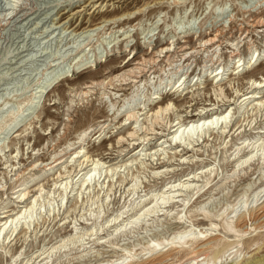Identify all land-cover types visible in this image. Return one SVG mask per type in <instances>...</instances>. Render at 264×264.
<instances>
[{"label":"rangeland","instance_id":"obj_1","mask_svg":"<svg viewBox=\"0 0 264 264\" xmlns=\"http://www.w3.org/2000/svg\"><path fill=\"white\" fill-rule=\"evenodd\" d=\"M15 1L0 0L1 207L13 206L14 198L11 199L13 188L28 175L37 173L36 169L30 170L33 161L39 158L40 161L46 162L54 154H62L67 144L87 127H95L104 122L108 126L101 139L87 136L83 145L84 150L107 164L119 162L121 159V162H126V157L123 159V156L128 155L132 143L117 144L116 138L118 134L125 135V129L132 125L126 123L121 130H118L117 122L121 117L112 118V113L122 105L120 101L123 96L130 94L131 84H128V81L132 78L137 77L136 80L141 81L137 102L142 108L148 105L143 104L142 101L155 92L154 87L160 84L159 89L163 88L165 80L167 81V77L171 75V83H173L181 75L186 74L184 77L186 82L181 86L183 88L188 86V82L198 79L196 75H203L204 66L206 68L211 66L208 68L209 74L210 70L218 67V64L228 62L226 68L232 72L231 54H239L236 59L247 62L251 53H262L264 50V0H187L185 4H177V6L163 3L168 0H94L95 3L92 2L93 0ZM19 3L30 14L28 22L16 21L15 24L11 23L7 26L9 13L7 10L17 7ZM70 8L72 12L83 10L80 17L76 16L73 19L72 26L79 21L81 24L86 22L94 11L92 17L90 16L91 20L93 24L101 23L102 27L94 32L82 34H78L79 30L75 36L67 35L68 32L64 33L62 29L53 31L54 26L56 27L53 24L58 20H64L66 16L58 19L57 11ZM137 9L143 10L132 14ZM122 16L127 18L123 20ZM103 20L107 22L102 24ZM209 35L216 36L215 41L210 46H202L200 39L203 40ZM171 42L174 44L171 46V52L163 57L164 53H159L161 48ZM181 47L188 48L185 58L180 56ZM105 55H108L106 60L97 63L96 69L75 74L73 78L64 79L52 89H47L41 97L43 100L37 99V107L35 106L34 111L28 110V100L35 90L38 91L37 86H42L50 80L49 77L58 70L68 69L72 64L71 59L93 61ZM132 56L133 59L123 68L122 66ZM57 58L60 61L58 65H56ZM50 66L54 67L50 68ZM135 67H141L140 75L136 73ZM129 69H133L134 73L129 74ZM114 76L117 78L113 79ZM249 77L257 80L264 77L262 58L257 60L251 70L242 72L238 78H226L221 82L226 98L235 96L236 92L233 90H239L241 94L246 92L249 87L247 84ZM101 80H105L103 86L91 84L100 83ZM228 80L232 85H227ZM193 82L190 84L191 87ZM143 83L146 85L143 86ZM211 84L210 78H199L192 88L185 87L186 92L195 89L194 95L190 93L184 98L183 94H178L174 96L175 98L166 93L165 96L162 95L160 101L171 100L176 106L175 111L160 117L158 125L156 123L152 125L157 135L149 136L148 138H151L149 143L145 141L147 145H143L144 151L137 156L138 162L128 163L126 169L123 166L119 170L121 172L114 175L107 174L104 181L102 173L99 180L96 176L87 188L86 186L80 188V183L74 184L73 181V184L66 189L67 192L64 191L61 195L59 191L51 189L52 176L42 178L40 184L43 183L44 191L50 190V194L47 196L44 193L40 198L39 206L33 212L32 223L17 225L18 229L16 228L15 233L20 230L21 225L23 228L11 243L8 244L7 241L4 242L5 244L2 243L0 236V264L12 262V264H51V262L52 264H97L108 260L115 261L127 249L137 250L136 252L139 253L151 239V241L162 238L166 240L174 237L177 232L180 233L183 229L191 230L194 226L198 227L197 231L199 228L207 229L208 222L200 214L204 213L214 220L219 213H224L223 215L226 216L231 206L240 213L245 210L246 205L251 206L258 191L264 189V146L260 145H264V106L254 110V107L245 105L231 119L229 126L234 125V127L228 135L225 133L216 137L218 128L214 131V135L210 136L212 139L204 135L208 144L203 143L195 147L197 151L189 153V160L183 163L179 162L178 157H173V150L168 144L154 156H148L149 150L158 145V139L167 134L166 125L176 124L180 120L195 119L189 116L198 108L215 103L220 105L219 101L225 100L224 95L215 96ZM86 85H91L93 88L86 90L84 89ZM202 86L206 87L198 89ZM81 91H89V94L81 95ZM156 105L157 102L149 103L144 110V113H148L147 117L150 114L149 109H153ZM144 116H141L139 123L133 124V127L140 128L142 124L150 127V118L142 121ZM11 119L19 122L16 125L18 129H15L20 134L18 136L9 133L8 128L12 126ZM236 129L237 131L234 132ZM245 144L247 147H242ZM250 151L254 159L244 167L241 162L238 166L236 161H242L243 156ZM67 161L68 168L73 170L79 168L75 159L69 158ZM119 164L122 163H117ZM202 167L205 170L211 167L213 170L211 178L215 177V179L210 183L209 188H203L191 199L189 197L192 190L177 191L173 195V203L160 205L159 200L155 213L143 216L138 225L128 224V221H132L131 217L134 213L137 214L143 206L141 199H148L151 196L158 199L168 184L169 186L178 185L179 182L183 184L186 182V177L196 174L193 185H203L205 174H198ZM157 168H160L161 172L154 175V172L158 171ZM105 170L104 168L102 171ZM134 184L135 191L129 193L128 188ZM66 196L68 199L65 198ZM181 200H185L187 204L181 212L182 221L177 223L175 217L180 212ZM233 215L231 214L230 217ZM117 217L121 221H114ZM24 228L27 229L24 231ZM71 234L74 242L68 244L60 253L54 252L53 254H56L51 256L52 261L51 257L47 259V263L36 259L39 254L43 253V256L50 254V248L58 246L61 240ZM100 237L104 243L98 242ZM15 254H17L16 258L12 259ZM145 257L139 254L138 260ZM254 257L257 259L264 257V251Z\"/></svg>","mask_w":264,"mask_h":264},{"label":"bare ground","instance_id":"obj_2","mask_svg":"<svg viewBox=\"0 0 264 264\" xmlns=\"http://www.w3.org/2000/svg\"><path fill=\"white\" fill-rule=\"evenodd\" d=\"M16 1H18V0H16ZM96 1L93 0L92 2L95 3ZM186 1L187 0H168V1H165L163 3L175 4L177 6V4L178 5L183 4V3L185 4ZM144 3H145V1H144ZM16 6L17 7H15V8L7 10V11H9L8 18H7L8 23L6 24L7 26L10 25L11 23L16 22V21H18V22H21V21L24 22L25 20L27 21L28 17L30 16V14H28V12H27V9L23 6H21L20 3ZM10 7H11V5H10ZM97 8H99V6ZM102 8H103V6H102ZM92 9H94V8H92ZM92 9H91V12H92ZM142 10L143 9H137L132 14H136L137 11H142ZM82 11L83 10L80 9V10H77L75 12H72V8H70L68 10L59 9L57 11L58 19H61V17L64 15H66V16H64V20H62V21L58 20L53 24V25H56V27L54 26L53 31H55L56 29H58V30L62 29L64 33L68 32L67 35H74L75 36L77 31H79V30H80V32L78 34H82V33H87V32H94V31H96L102 27L101 23L93 24V21L91 20V17H92L91 14H93L94 11L90 14L91 17L88 15L89 18H87L86 22H83V24H81V22L79 21V23L72 26L71 23H72L73 19H75L76 16L80 17V15H82L81 14ZM85 14H87V13H85ZM129 16H131V13L129 14ZM82 18L83 17H81V20H82ZM125 18H127V17H125ZM125 18L123 17V20ZM105 22H107V20H103L102 24ZM57 36H59V33ZM77 37H78V35H77ZM215 37L216 36L213 37V36L209 35L207 38H205L203 40L200 39L201 40L200 44H202V46H206V45L210 46L215 41ZM181 42H183V41H181ZM172 45H174L172 42L169 43L164 48H161L159 53L161 54L163 52L164 53L163 57H165V55L167 53L171 52V46ZM214 46L215 45H213V47ZM186 50H188V48L181 47V49H180V51L182 52V54L180 55L181 57L185 58L184 56L187 54ZM71 52H72V50H71ZM214 52H216V50H214ZM107 56L108 55H105L104 57L100 56V58L98 60L96 58L95 59L93 58L94 59L93 61L71 59L72 64L70 63L71 65L68 69L58 70L57 73H55L51 77H49V78H51L50 80L46 81V83L42 84V86H37L38 91L35 90V92L30 95V98L28 100L29 101L28 110L34 111L36 103L38 102L37 99L40 100V98L47 91V89H49V88L52 89L54 86H56L59 82L63 81L64 79L73 78L75 74L81 73V72L86 71V70L96 69V64L104 62L106 60ZM238 56H239V54H236V53L230 55V64H233L232 72H229L228 69L226 68L228 62H223L222 65L220 64L221 66L218 64L217 68L210 70L209 74L207 72H208V68L211 67L210 65L207 68L204 66L205 69L202 71L203 75H201V76H200V74L196 75L198 77V79L199 78H207V79L210 78L211 83H212L211 89L214 92L216 97H220V96L224 95V93H223L224 89H223L222 84H221V82L224 79H226V78L231 79V78H236V77L238 78V76L242 72L251 70L253 68V66L257 63V60L259 58H262V61H264V50L262 51V53H257V52H256V54H255V52L251 53V56L247 62H244L242 59H236ZM133 57L134 56H132V58L130 60H128L122 67L123 68L126 67V65L133 59ZM62 58H64V57H62ZM79 58H80V56H79ZM211 59H212V57H211ZM235 59H236V61H235ZM58 62H60L59 58H57V64L56 65L59 64ZM136 64H138V63H136ZM54 66H55V64H54ZM54 66H50V68L54 67ZM48 68H49V66H48ZM134 69H136L137 70L136 73L139 74L141 67H135ZM128 72H129V74L134 73L133 69H129ZM177 72H179V71H177ZM228 72H229V74H228ZM224 75H226V76H224ZM171 76L167 77V81L165 80V86H163V88L160 87L161 89H159L160 84L158 86H155L154 87V88H156L155 92L150 94L145 100L142 101L143 104L147 103L148 105H149V103L151 104L152 102H157L156 107H154L153 109H149V111H150L149 117H147L148 116L147 112L144 113V110L148 107V105L146 107L143 106L142 108H140V104L137 102V100H139V99H137V95L139 94V90L141 88L140 87L141 81H137L136 80L137 77H134V78H132L131 81H128V84H131V92H130V94L123 96L122 100L120 101V102H122V105L120 106V108L116 109V111H114L112 113V118L121 117V120H118V122H117L118 130H121L126 125V123H128V125H130V126L132 125V127L128 128L127 130L125 129V131H126L125 135L118 134L117 138H116L117 144L127 142L128 145H130V143H132L131 144L132 148L127 153L128 155L123 156V159L126 157V162H121L122 161V159H121L119 162L107 164L105 161H102L99 158L92 157V155L89 153V151L84 150L83 145H84V141L86 140V138H88L87 136L90 135V136H94L95 139H99V138L101 139V135L103 134L105 128L108 127V126H106L105 122L102 124H97L95 127L90 126V127H87L86 129H84L82 132H80L77 135V137L74 140H72L71 142H69L67 144V146L62 150L63 151L62 154H59V153L54 154L52 156V158H50L46 162L40 161L39 158H37L35 161H33L32 164L30 165V170L36 169L37 173H34V174L32 173L31 175H28V177L22 179L21 182L13 188V190H12L13 192L11 193V195H13L11 197V199L14 198L13 206L1 207V201H0V210H2V212H0V236L2 237V243L7 241V243L9 244L19 235V231L23 227L21 225L20 230L17 233H15L18 224H20V223L21 224H25V223L29 224V223L33 222L32 221L33 212H35L37 210L36 207L39 206L40 198L43 196L44 193L47 196L50 194V192H49L50 190H48V192H45L44 191L45 190L44 184L43 183L40 184V181L42 180V178L52 176V179H50L52 182V184H51L52 188L51 189L53 191H59V193L61 195V194H64V191L67 192L66 189H68L69 185L73 184V181H74V184H76L77 182L80 183L79 184L80 188H82L83 186H86V188H87L88 185L90 184V181L91 180L94 181L96 176H98L97 178L99 180L100 176L103 173L104 174L103 181H104L107 178V174L112 173V175H114V173L121 172L119 170L123 166L126 169L128 163L138 162L137 156L142 151H144V146L147 145V143H149L151 141V138H148V137L153 136V135L154 136L157 135V133H155V128H152L153 127L152 125L155 123L158 125L159 121H160V117L162 118L163 115H166L170 111H175L174 109L176 108V106H175L174 102H172L169 99L166 102L160 101V100H162V95H164L166 93V94H170V95H172V97H174V96H177L178 94H181V95L183 94L184 95L183 98H184L186 95H188L190 93L193 94L195 91V89L187 91V92L185 91V89L188 88L193 81L188 82V86H185L186 88L185 87L181 88V86L184 85V82H186L185 81L186 78H184L186 76V74H184L183 76L181 75L176 80L174 79L175 81L173 83H171V79H172ZM116 78H117V76H114L113 79H116ZM113 79H111V80H113ZM198 79L194 80L192 87L196 85V83L198 82ZM229 81L230 80L227 81L228 86L232 85V84H230L231 81L230 82ZM159 82H163V81H159ZM103 83H105V80H101L100 83L92 82L91 84H94V85L101 84L102 85ZM247 84L249 87L247 88L246 92L241 94V92H239V90L238 91L233 90V92H236L235 96H232L231 98H226V96L224 95L225 100L223 99L222 101H219V102H221L220 105L217 103L211 104V105L209 104V105H207V107H201V108H198L197 110H195V112L193 114H190V116H189V117H192L195 119L188 120V121H181L180 119H178L180 121H177V123L175 121L176 124L170 123L168 126L166 125L167 134L162 135L158 139V145H155V147H153L152 149L149 150L148 156L149 157L154 156L155 153H157L161 149L163 150L162 147L164 145L168 144V146L171 147L170 149L173 150V153H172L173 157H178L179 162L181 161V163H183L189 158V156H188L189 153H191V152L193 153V152L197 151V148L195 149V147H198L199 145L206 143L208 141V140H205L204 135H206V136L208 135V137L213 136L214 131L217 128L219 129V131L216 132V134H215L216 137L219 136V134L224 135L226 133V135H228L231 132L232 128L234 127V125L229 126L231 119L245 105H250V106L254 107L253 108L254 110L262 108V106H264V90H263L264 89V77H262V78L260 77V79H258V80L257 79H251V77H249ZM145 85L146 84L143 83V86H145ZM167 87H168V89L166 90ZM192 87L190 86V88H192ZM205 87L206 86H202V87H199L198 89L205 88ZM87 88H93V87L91 85H86L84 87V89L87 90ZM234 88H231V90ZM88 92L89 91H84V92L81 91L80 94L81 95H87ZM158 101H160V102H158ZM250 106H248V107H250ZM27 115H29V114L27 113ZM143 115H145V116L143 117L142 121L147 120V118H150L149 119L150 120V127H145V126H143V124L141 125L140 128H138V126L133 127V124L137 125L139 123V118ZM29 116H31V115H29ZM122 118H123V120H122ZM175 119H177V118H175ZM140 121H141V119H140ZM18 123H19L18 121L16 122V120L11 119L10 124L12 126H11V128H8V130L10 129V131H9L10 135H15V136L20 135V134H18V131L15 130L17 128L16 125ZM236 131H237V129L234 132H236ZM91 133H92V135H91ZM258 133L263 134L262 132H257V134ZM194 137H196V138L194 139ZM145 141H148V142L145 143ZM206 144H208V143H206ZM260 145H261V147L264 146L263 144H260ZM142 146H143V148H142ZM243 146L245 147L246 144L242 145V147ZM250 148H251V146H250ZM254 149H255V147H254ZM32 150L34 151V149H32ZM243 151H244V149H243ZM252 151H253V149H252ZM252 151H250L246 155H244L242 161H236L237 165L241 162L240 164L243 165V167H244L245 164L250 163L254 159ZM36 154L37 153H35V155ZM239 154H241V153H239ZM120 155H121V153H120ZM120 155H118V156H120ZM233 156H231V157H233ZM69 158L75 159V162H77V164H78L77 167H79V168H77L75 170L68 168L69 163H68L67 159H69ZM117 163H122V164L117 165ZM238 166H240V165H238ZM62 167H63V171H61ZM104 168L106 170L103 172L102 170ZM161 168H164V167L161 166ZM236 168H238V167L236 166L235 169ZM203 169L204 168L202 167L200 169L201 172L198 173V174H201V173L205 174L203 185H195V184L193 185L194 179L196 178V174H193V176L186 177L185 178L186 182L183 184H180L181 182H179L178 185L169 186V184H168V186H165L163 191L160 193L161 194L160 197L159 196H158L159 198L157 197L158 199H156L155 196H151L148 199H146V198L141 199L140 202L143 203V206L140 208V211L137 212V214L134 213V215L131 217L132 221H130V222L128 221V224L130 223L132 225H138L139 221L141 220V218L143 216H146L148 214H153L156 212L155 210L157 207V202L159 200H160V203H159L160 205H164V204H167L169 202H172V198L174 197L173 195L177 191H181L182 189L184 191H186V190L191 191L192 190V193L189 197V199H191L193 196L200 193L203 188H205V187L209 188L210 183L215 179V177H213V179L211 178L213 175V170H211V167L209 169L206 168V170L205 169L203 170ZM57 170H59V171H57ZM156 170H158V171H155L154 175H157L161 172L160 168H157ZM53 171L55 173L54 176L52 175ZM234 172H236V171L234 170ZM108 183H109V181H108ZM134 187H135V184L131 185L128 188V192L129 193L134 192L135 191ZM170 193H173V194L170 195ZM178 197H180V195ZM65 198L68 199L67 196ZM129 200H131V199H129ZM147 200H148V202H146ZM254 200H253L254 202H252L253 204H250L251 206L246 205L245 210L242 211L241 213L238 212L237 209H234V206H231V210L229 213L226 214V216L223 215L224 213H219L215 216L214 220L210 219V217L204 213L202 215L200 214V216H203V219L206 222H208L209 227L207 229L203 230V229L199 228V230L197 231L198 227L194 226L191 230L183 229L182 232H180V233L177 232V234H175L174 237L166 239V240H162L163 239L162 238L159 240L157 239V240L151 241L152 240L151 239L150 243L146 244L143 248H141L139 253L136 252L137 250L133 251V250L127 249V251H125L124 253L122 252L123 254L118 259H116L115 261L114 260H108L106 262H99L97 264H264V257H261L258 259L254 257L255 255L259 254L260 252L264 251V189L258 191V194ZM246 202H244V204ZM186 204L187 203L185 200H181V204L179 205L180 212L175 217L177 223L181 222L183 219V216H182L183 214L181 215V212L184 211ZM188 210L190 211L191 209H188ZM236 211L238 213H236ZM231 214H234V215L232 217H230ZM189 217H188V219H189ZM116 220H117V222L121 221V220H118V217L114 221H116ZM126 220H129V219H126ZM124 222H126V221H124ZM119 224H121V223H119ZM124 226L125 225H123V227ZM126 226H127V224H126ZM26 229L27 228H24V231ZM115 231H117L116 228H115ZM115 231H114V233H115ZM73 235L75 236V234H73ZM91 235H93V234H91ZM101 239L102 238L100 237L98 242L102 243L103 240H101ZM93 240H94V238H93ZM73 242H74V239H73L72 234H71V235H69V237L61 240L58 246H53L52 248H50V250H51V251H49L50 254H47V256L46 255L43 256L44 255L43 253L39 254L36 257V259H38L39 262L47 263V261H48L47 259H49V257H51L52 255L56 254V253L53 254L54 252L59 251V253H60V251L65 249L68 244L73 243ZM106 243H107V241H106ZM111 245H112V242H111ZM254 246H256V247L253 248ZM85 248H83V249H85ZM139 254H143L146 257L141 259V260H138ZM16 256H17V254H15L12 257V259L13 258L15 259ZM51 261H52V257H51ZM12 263H10V264H12ZM51 264H52V262H51Z\"/></svg>","mask_w":264,"mask_h":264}]
</instances>
